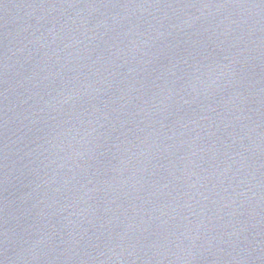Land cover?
<instances>
[{
    "label": "water",
    "instance_id": "obj_1",
    "mask_svg": "<svg viewBox=\"0 0 264 264\" xmlns=\"http://www.w3.org/2000/svg\"><path fill=\"white\" fill-rule=\"evenodd\" d=\"M0 264H264V0H0Z\"/></svg>",
    "mask_w": 264,
    "mask_h": 264
}]
</instances>
